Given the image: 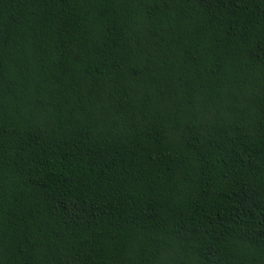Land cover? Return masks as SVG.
I'll list each match as a JSON object with an SVG mask.
<instances>
[{"label":"trees","instance_id":"1","mask_svg":"<svg viewBox=\"0 0 264 264\" xmlns=\"http://www.w3.org/2000/svg\"><path fill=\"white\" fill-rule=\"evenodd\" d=\"M0 264H264V0H0Z\"/></svg>","mask_w":264,"mask_h":264}]
</instances>
